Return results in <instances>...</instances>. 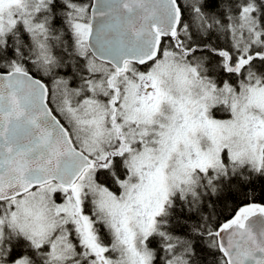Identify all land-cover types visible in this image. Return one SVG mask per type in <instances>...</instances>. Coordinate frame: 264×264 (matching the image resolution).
Masks as SVG:
<instances>
[{
	"label": "snow or ice",
	"instance_id": "6c2138e0",
	"mask_svg": "<svg viewBox=\"0 0 264 264\" xmlns=\"http://www.w3.org/2000/svg\"><path fill=\"white\" fill-rule=\"evenodd\" d=\"M256 180L264 0H0V264H264Z\"/></svg>",
	"mask_w": 264,
	"mask_h": 264
},
{
	"label": "trees",
	"instance_id": "16d2710c",
	"mask_svg": "<svg viewBox=\"0 0 264 264\" xmlns=\"http://www.w3.org/2000/svg\"><path fill=\"white\" fill-rule=\"evenodd\" d=\"M253 187L255 189L254 192H252V195H250L247 200L241 201L236 200L234 201H228L226 205H217L216 211L218 213L222 214V217H229L233 214V210L237 207V205L241 203H248V202H255V203H264V193H262V188H264V180H256L253 184ZM206 201L209 199L208 197L205 198ZM207 211L211 212L212 209L209 207Z\"/></svg>",
	"mask_w": 264,
	"mask_h": 264
},
{
	"label": "rangeland",
	"instance_id": "374dc122",
	"mask_svg": "<svg viewBox=\"0 0 264 264\" xmlns=\"http://www.w3.org/2000/svg\"><path fill=\"white\" fill-rule=\"evenodd\" d=\"M84 3H89V0H83ZM49 86H51V84L49 83ZM54 106V105H53ZM62 119V117H61Z\"/></svg>",
	"mask_w": 264,
	"mask_h": 264
},
{
	"label": "bare ground",
	"instance_id": "6f19581e",
	"mask_svg": "<svg viewBox=\"0 0 264 264\" xmlns=\"http://www.w3.org/2000/svg\"><path fill=\"white\" fill-rule=\"evenodd\" d=\"M49 83H50V82H49ZM50 84H51V83H50ZM48 87H49V88H51V87H52V85H51V86H49V84H48ZM248 203H252V202H248ZM261 204H262V203H261ZM263 205H264V203H263Z\"/></svg>",
	"mask_w": 264,
	"mask_h": 264
},
{
	"label": "water",
	"instance_id": "95a60500",
	"mask_svg": "<svg viewBox=\"0 0 264 264\" xmlns=\"http://www.w3.org/2000/svg\"><path fill=\"white\" fill-rule=\"evenodd\" d=\"M91 2L95 3V2H97V0H91Z\"/></svg>",
	"mask_w": 264,
	"mask_h": 264
}]
</instances>
